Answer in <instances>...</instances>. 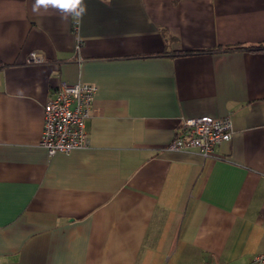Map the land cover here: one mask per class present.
<instances>
[{
	"label": "crops",
	"instance_id": "obj_1",
	"mask_svg": "<svg viewBox=\"0 0 264 264\" xmlns=\"http://www.w3.org/2000/svg\"><path fill=\"white\" fill-rule=\"evenodd\" d=\"M33 2L0 0V264L264 252V0H85L80 23ZM80 81L97 86L89 143L50 155L44 104ZM202 115L233 137L212 157L169 149Z\"/></svg>",
	"mask_w": 264,
	"mask_h": 264
},
{
	"label": "built area",
	"instance_id": "obj_2",
	"mask_svg": "<svg viewBox=\"0 0 264 264\" xmlns=\"http://www.w3.org/2000/svg\"><path fill=\"white\" fill-rule=\"evenodd\" d=\"M29 63H42L45 56L31 51ZM97 86L89 82H64L44 104L43 130L40 144L50 155L86 147L89 143L86 120L99 110L94 105ZM233 137L229 116L202 115L184 118L175 139L169 143L171 150L197 149L206 157L214 156L216 146ZM207 264H220L212 262ZM250 264H264V252L256 254Z\"/></svg>",
	"mask_w": 264,
	"mask_h": 264
},
{
	"label": "clouds",
	"instance_id": "obj_3",
	"mask_svg": "<svg viewBox=\"0 0 264 264\" xmlns=\"http://www.w3.org/2000/svg\"><path fill=\"white\" fill-rule=\"evenodd\" d=\"M49 10L59 13L63 22H68L71 18L76 23H80L87 14V4L85 0H34L32 4L34 14L44 15Z\"/></svg>",
	"mask_w": 264,
	"mask_h": 264
},
{
	"label": "trees",
	"instance_id": "obj_4",
	"mask_svg": "<svg viewBox=\"0 0 264 264\" xmlns=\"http://www.w3.org/2000/svg\"><path fill=\"white\" fill-rule=\"evenodd\" d=\"M264 45H252L250 48L251 49H262ZM264 49V48H263Z\"/></svg>",
	"mask_w": 264,
	"mask_h": 264
}]
</instances>
